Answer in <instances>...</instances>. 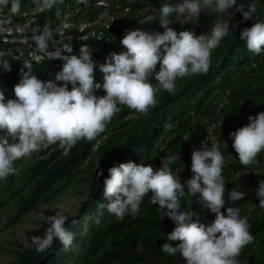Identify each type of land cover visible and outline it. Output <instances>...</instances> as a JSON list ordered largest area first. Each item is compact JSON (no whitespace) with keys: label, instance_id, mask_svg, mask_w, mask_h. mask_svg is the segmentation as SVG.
<instances>
[{"label":"clouds","instance_id":"9594fccd","mask_svg":"<svg viewBox=\"0 0 264 264\" xmlns=\"http://www.w3.org/2000/svg\"><path fill=\"white\" fill-rule=\"evenodd\" d=\"M61 2L34 0L41 10H50ZM8 4L13 12H19V0H0V5ZM233 8L242 13L244 20L254 21L251 27L241 30L239 39L253 54L264 53V19L257 15L255 4L245 8L238 5L237 0H180L176 4L161 5L150 16L151 21L158 19L165 29L162 33L142 28L126 31L120 40L126 51L112 52L99 64L102 84L95 82L97 65L92 59V51L84 45L80 46L79 54L73 52L72 45L58 46L49 53L50 59L64 61L55 80L39 79L33 71V64L28 61L15 66L21 67V79L13 88L16 98H6L0 91V132L6 133L0 137V180L19 174L36 159L51 156L56 144L63 154L81 139L95 140L94 148H99L98 138L121 110L120 105L147 115L156 107V95L160 89L174 93L178 79L206 75L211 66V53L228 35L229 23L215 20L210 32L196 35L190 29L177 32L170 27L172 18L198 17L202 9L225 13ZM57 33L58 30L45 25L42 31L33 32L32 39L39 50L46 52L49 42L61 44L54 39ZM33 59L39 62L43 57L34 56ZM4 66L0 69L10 70V65L5 63ZM151 79L159 87L154 86ZM99 89L105 94L96 95ZM248 120V124L229 134L232 148L245 167L257 164L258 155L264 151V111L249 115ZM210 145L203 144L202 149L192 152L191 176L183 183L171 170L170 165L177 160L172 154L161 160L162 166L158 169L133 161L112 165L103 181V194L109 200L107 211L119 220L126 215L136 218L144 197L151 192V203L158 205L164 216L175 224L167 234V241L178 243L175 246L164 243L161 246L163 252L169 255L179 253L186 264H240L238 257L242 249L255 237L250 232L248 217H241L239 208L228 206L227 214L222 209L228 201L244 199L245 193L232 188L226 201V180L222 174L225 157L214 138ZM47 146L53 148L48 156L33 158L34 152ZM25 157H29L27 161ZM82 163L78 167L86 168ZM97 175H102V171ZM255 195L259 207L264 209V180H259ZM186 196L196 197L201 209L214 213V221L206 225L200 222L199 214L191 207L184 210L181 201ZM87 215L99 221L95 212ZM68 220L69 217L60 212L47 216L49 226L44 234L31 237L36 251H46L56 240L65 251L69 250L75 235L65 227Z\"/></svg>","mask_w":264,"mask_h":264},{"label":"trees","instance_id":"16d2710c","mask_svg":"<svg viewBox=\"0 0 264 264\" xmlns=\"http://www.w3.org/2000/svg\"><path fill=\"white\" fill-rule=\"evenodd\" d=\"M166 2L168 3V0ZM84 3L82 1V4ZM122 3L127 6L123 1ZM237 4H242L245 8L255 4L257 15L264 19V0H237ZM57 6L58 4L45 12L50 13L54 18V8ZM132 7L126 9L127 12L128 8L130 10L129 16ZM125 14L122 16L124 19L122 26L114 23L105 29L113 30L116 34L121 33L123 28L134 19ZM212 15L216 21L228 22L231 28L228 35L223 38L221 46L214 49L216 54H221L222 68L219 71L214 72L216 65L211 62L210 70L206 75H192L178 79L176 91L169 93L163 90L161 96L156 98L159 103L150 109L147 115L136 113L137 116L139 115L136 121L138 127L128 126L131 119L123 120L125 129L107 134L104 143L97 148V164L94 166L87 165L83 169L78 167V164L90 156L91 148L96 142L81 139L64 154L56 144L51 156L36 159L26 165L19 174L15 173L0 180V207L6 206L9 201L13 206V210L5 214L0 227V249L15 255L9 260L0 258V264H68L69 261H75L76 264H110L112 262L115 264H186L179 253L169 255L161 250L164 243L168 242L175 246L178 241H167V234L174 229L175 224L170 218L164 216V212L158 209V205L151 203V192L144 197L140 205V214L136 218L126 215L119 220L107 211L106 205L109 200L103 194V181L108 176V168L114 164L118 166L120 163L129 161L142 162L158 169L161 160L172 154L177 157V160L170 165L171 170L183 183L190 178L184 177V173L190 169L188 166L191 165L193 145L204 140L207 132L206 124L210 123L203 122L201 118L203 115L211 117L214 114L211 107L215 101L208 99L212 90L218 88L217 93L230 91L229 100L241 97L242 102L239 106L242 107V113L245 112L243 109L246 105L247 107L249 104L259 106L256 102L262 96L264 97V53L253 54L247 49L245 42L239 39L241 30L251 27L254 21L244 20L242 13L235 8L225 13L214 12ZM177 23L179 21L173 23L171 27L179 32V28H175L178 26ZM200 32L207 33L198 30L196 35ZM76 33L81 32L76 31ZM90 42L93 43L89 48L92 56H101L105 61V58L112 53L113 42L99 44L89 38L86 43ZM115 52L119 53V51ZM61 63H64L61 59L48 58L43 63L33 64L32 68L39 79L48 81L52 80L49 69ZM20 69L21 67H13L10 70L0 69V91L4 92L6 98H16L13 88L21 79ZM237 73L239 76L236 75ZM95 74L94 70V76ZM216 75H220V81L217 84L213 82ZM235 77L238 79L235 80ZM153 80L151 79L150 82L152 83ZM230 103L234 102L230 101L226 106ZM261 106H264V102ZM131 110L122 105L118 114L124 117ZM225 110L226 107L225 109L223 107L222 123L213 127L212 131L220 132L222 128L225 131L231 128L227 125ZM233 112L234 105H232ZM115 116L107 125L106 131L114 124ZM166 121L171 123L168 126L169 132L161 139L163 144L161 145L159 139L163 136L161 133L165 129ZM5 134L0 132V137H4ZM257 159L258 162L264 161L263 151ZM17 161L14 164L15 168ZM225 161L223 175L230 176L236 167L244 170L252 166H243L239 159ZM101 171L102 175L98 176L97 173ZM259 180H264V172H242L238 177L237 186L225 184L226 201L232 188L244 192L245 197L236 202L228 201L222 211L227 214L228 206L239 208L241 217H248L251 225L250 232L255 237L253 242L242 249L238 257L240 264H264V209L259 207V199L255 195ZM71 182L87 183L86 196L76 198L81 203L78 213L75 216H68L69 220L65 225L75 235L73 245L65 251L56 240L51 248L44 252H37L35 244L23 242L17 236L16 229L20 228L18 223L33 208L43 207L46 211L53 212V208L48 205L60 199ZM181 203L184 210L191 207L199 214L201 223L208 225L214 221L215 214L207 209H201L196 197L186 196L182 198ZM101 205H104L105 210L101 219L98 221L96 217L91 216L88 221L89 227L85 230L83 216L94 212L96 214ZM34 221L39 223L40 218H35ZM6 239L13 245L4 244ZM77 253L81 254L80 260L77 258Z\"/></svg>","mask_w":264,"mask_h":264},{"label":"built area","instance_id":"2783aa9c","mask_svg":"<svg viewBox=\"0 0 264 264\" xmlns=\"http://www.w3.org/2000/svg\"><path fill=\"white\" fill-rule=\"evenodd\" d=\"M82 1L85 3L82 4ZM122 1L127 6H124ZM137 1L139 0H79L77 3L75 0H62L54 8V18L51 17L50 13H46V10L39 9L34 0H25L24 2L23 0H19V12H13L11 5H0V43H2L0 44V68H5V63L10 65V69L15 66H21L25 61L31 64L43 63L49 58V53L54 51L56 47H63V45H72L73 52L77 54L81 45L89 48L93 45L92 42L86 43L89 38L97 41L99 44L112 42L115 39V31L105 29L111 26L99 25L97 28L94 20L95 14L102 9L112 15L116 25L122 26L124 24L122 16L127 13V7L134 5ZM45 25L58 30L57 35H54V39L61 42L59 45L49 42V49L46 52L39 50L32 39L33 32L42 31ZM72 30L75 31L71 32ZM76 31H80L81 33H76ZM34 56H40L43 59L37 62L33 59ZM92 59L97 65L94 69L96 71L94 76L95 82L102 84L103 74L99 70V64L104 61L101 56L96 55L92 56ZM62 65L63 63L57 64L49 69L52 80H55V74L62 69ZM56 82L58 84L61 83L59 81ZM152 84L156 86L154 83ZM229 93L230 91L218 93L215 104L211 107V111H214V114L211 117L203 115L201 118L203 122L208 121L210 123L206 124L207 132L205 133V138L198 145H209V142L217 136L216 132L212 131V128L221 124L224 119L222 112L223 107L229 100ZM95 94L102 96L105 92L103 89H99L96 90ZM262 99L264 100L263 96ZM158 103L159 100L157 99ZM120 106L122 107V105ZM127 114L124 116V120L131 119L132 123L137 121L136 114L129 116ZM115 121L111 126L112 128L115 127ZM118 126V129L121 130L120 124ZM111 127L98 138L100 140L99 146L104 143V137H106ZM230 130L228 129L227 131ZM163 137L164 135L160 136L159 139V144L161 145H163L161 143ZM48 147H42L39 151L34 152L33 158L48 156L53 149L52 147ZM28 158L25 157V161ZM161 166L159 165L157 168Z\"/></svg>","mask_w":264,"mask_h":264},{"label":"rangeland","instance_id":"374dc122","mask_svg":"<svg viewBox=\"0 0 264 264\" xmlns=\"http://www.w3.org/2000/svg\"><path fill=\"white\" fill-rule=\"evenodd\" d=\"M25 0H23L24 2ZM142 1V0H139ZM137 1L139 4H134L130 6L129 8H133L132 11L129 14V8L128 12L125 14L127 17H132L134 18L131 20L124 28L123 31L119 34L115 33V39L112 41V52L115 51H126V49L120 44L121 38L125 35L127 30H134L136 28H142L145 30L149 31H157V32H163L165 29L162 28L159 24L158 19L151 21L150 16L153 14V12L158 9L161 5L167 3L166 0H143L142 2ZM159 1V3L157 2ZM75 2H79V0H75ZM180 2V0H168V3L176 4ZM11 5V4H8ZM22 9V7H21ZM214 12L210 11L208 9H202L199 16H183L181 17V20H177L175 18H172L173 22L170 25V27L173 25V23L179 21L178 26L175 28H179L178 31L182 30H187L190 29L192 30L195 34L198 32V30H203V32H210V28L212 24L215 22L214 16L212 15ZM95 20V25L98 28L99 25L103 26H112L114 25L115 21L112 17V15L102 9H100L94 16ZM209 26V28H208ZM208 28V30L206 29ZM202 34L201 32L198 34ZM223 41H221L220 45L222 44ZM219 48V47H218ZM221 54H216L215 51L213 50L211 53V62H213L216 66L214 67V72H217L216 70H220L222 68L221 62L222 59L220 58ZM216 62V63H215ZM157 70H159V66H157ZM236 75L239 76V73ZM237 77H235L236 80ZM238 79V78H237ZM220 81V75H216L214 79V83L217 84V82ZM157 87L158 84L155 80L153 82ZM177 86V84H176ZM177 89V88H176ZM175 89V91H176ZM217 89V90H216ZM163 92V89H160L157 92L156 97L159 98L161 96V93ZM218 92V88H215L212 90L211 94L209 95L208 99H212L213 101H216L217 95L216 93ZM221 92V91H220ZM219 92V93H220ZM218 94V93H217ZM260 100V101H259ZM256 103V105H259L255 107V104H249L244 107L245 112L242 113L241 111V106H239L242 102L241 97L234 99V100H228V102L233 101L234 103H230V105L226 106L228 102L225 104L224 109L225 110V117L226 121L228 122L227 125H230L231 129L230 131H225L224 128L220 130V132H216L217 136L214 137L215 141L219 144L220 146V151L225 157V160L227 159H233L237 160L238 156L235 150L232 148V142L229 134L236 129L246 125L249 123L248 117L249 115H257L259 112L264 111V106H261L262 102L264 100L262 97L259 99ZM232 105H234V112L232 113ZM121 108V106H119ZM241 112V113H240ZM136 112L134 110H131L130 113L127 114L129 115H135ZM139 117V115L137 116ZM115 127H111V129L108 132V135H110L113 132H119L121 130L125 129V126L122 124L124 117H121L118 113L115 116ZM244 119V121H243ZM171 122H165V129L162 130L163 135H166L168 131V126ZM121 125L122 129H118V125ZM128 126H137V122L132 123V120H130V123ZM124 138V137H123ZM104 140V139H103ZM102 140V141H103ZM213 139L209 142V147L211 146V142ZM223 142V143H222ZM194 150H199L202 149V145H193ZM264 152V151H263ZM155 154V153H154ZM97 148L92 149V154L89 156L87 160H85L84 163H82L83 166H94L97 164ZM190 169L187 170L184 173V177H190L191 176V165L188 166ZM264 172V161H260L257 164L252 165L250 168L247 169H241L240 167H236L235 170L232 171V174L229 175H223L224 179L226 180V183H228L231 186H237L238 184V177L240 173L242 172ZM87 183L84 182H71L68 185V188L64 194H62L61 198L55 201L54 203L49 204L51 208H53V212L46 211L43 207L42 208H33L31 209L26 217H22L21 221L18 223L20 228L16 229L17 236L22 240L23 242L33 244L31 241L32 236H42L46 230V228L49 226L46 218L47 216L55 215L56 212L64 213L67 216H75L78 213V208L80 205V202L76 198H83L87 194ZM13 210V206L11 205V201L4 206L0 207V227L5 219V214L9 211ZM105 210L104 207L100 206L97 209V215L99 220L101 219V216L104 214ZM264 213V212H263ZM35 218H40V222L37 223L35 222ZM90 220L88 215L83 216V224L85 230L89 227L88 221ZM83 237V235H81ZM13 237V236H12ZM6 245L12 246V242L10 240L6 239L4 241ZM257 252L259 250H256ZM15 255L10 252V251H5L3 249H0V258L1 260H9L11 258H14ZM77 258L80 260L81 254L77 253ZM68 264H76L75 261H69ZM110 264H115V262H112Z\"/></svg>","mask_w":264,"mask_h":264}]
</instances>
